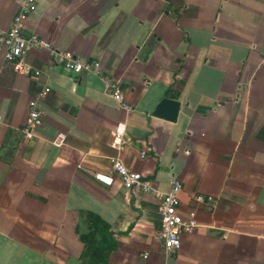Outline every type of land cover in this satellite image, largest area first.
<instances>
[{
    "label": "crops",
    "instance_id": "obj_1",
    "mask_svg": "<svg viewBox=\"0 0 264 264\" xmlns=\"http://www.w3.org/2000/svg\"><path fill=\"white\" fill-rule=\"evenodd\" d=\"M17 9L0 0V32ZM24 33L98 60L133 110L43 49L24 57L40 76L18 74L0 45V264H84L81 211L110 227L102 264H264V0H36ZM44 86L26 141L28 101ZM164 97L180 102L174 122L153 115ZM117 156L154 190L126 189ZM172 178L179 213L199 226L167 255L158 206Z\"/></svg>",
    "mask_w": 264,
    "mask_h": 264
},
{
    "label": "built area",
    "instance_id": "obj_2",
    "mask_svg": "<svg viewBox=\"0 0 264 264\" xmlns=\"http://www.w3.org/2000/svg\"><path fill=\"white\" fill-rule=\"evenodd\" d=\"M16 1L18 2V9L12 18L9 29L0 32V45L4 48V59L11 64L16 73L22 75L32 74L35 77L40 76V70L32 69L24 62V57L32 50L43 49L48 52L51 62L60 64L68 70L97 76L102 82L104 92L117 102L120 109L127 113L133 110V106L126 100L118 80L114 76L102 72L98 60H82L70 50H59L36 33L25 35V20L28 14L36 8V0ZM49 91L50 88L44 86L37 96L28 101L27 118L20 130L23 139L26 141H31L36 136L37 128L42 123V110L39 102L45 98ZM123 134L124 128L120 125L115 128L112 134V145L115 146L118 152L124 148ZM145 154V151H141L140 157H145ZM111 168L119 176L122 185L126 189H139L145 193L154 190L149 179L145 178L142 173L129 168L119 156L112 160ZM181 188L180 181L177 178H172L169 189L159 195L158 214L160 226L157 236L167 255L181 247L182 233L192 234L199 226L194 211H189L187 217H183L178 211ZM195 200L204 203L211 202L213 198L199 194L195 196Z\"/></svg>",
    "mask_w": 264,
    "mask_h": 264
},
{
    "label": "trees",
    "instance_id": "obj_3",
    "mask_svg": "<svg viewBox=\"0 0 264 264\" xmlns=\"http://www.w3.org/2000/svg\"><path fill=\"white\" fill-rule=\"evenodd\" d=\"M80 218L86 222V231L78 234L83 242L80 259L84 264L106 263V255L113 247L110 227L99 215L81 211Z\"/></svg>",
    "mask_w": 264,
    "mask_h": 264
},
{
    "label": "water",
    "instance_id": "obj_4",
    "mask_svg": "<svg viewBox=\"0 0 264 264\" xmlns=\"http://www.w3.org/2000/svg\"><path fill=\"white\" fill-rule=\"evenodd\" d=\"M180 108V102L171 98H162L156 105L153 115L165 118L169 121H176Z\"/></svg>",
    "mask_w": 264,
    "mask_h": 264
}]
</instances>
